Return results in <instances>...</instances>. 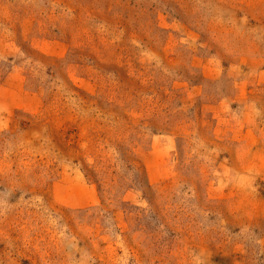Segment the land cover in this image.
<instances>
[{
    "label": "rangeland",
    "instance_id": "374dc122",
    "mask_svg": "<svg viewBox=\"0 0 264 264\" xmlns=\"http://www.w3.org/2000/svg\"><path fill=\"white\" fill-rule=\"evenodd\" d=\"M0 264H264V0H0Z\"/></svg>",
    "mask_w": 264,
    "mask_h": 264
},
{
    "label": "trees",
    "instance_id": "16d2710c",
    "mask_svg": "<svg viewBox=\"0 0 264 264\" xmlns=\"http://www.w3.org/2000/svg\"><path fill=\"white\" fill-rule=\"evenodd\" d=\"M93 176V177H96L95 174H93V172H91L90 174L89 173H86V176ZM105 185V184H104ZM100 190H102L103 193H107L108 195L112 194V191H113V188L112 186H108L107 188L105 186H100ZM116 194H114L113 196H115Z\"/></svg>",
    "mask_w": 264,
    "mask_h": 264
}]
</instances>
